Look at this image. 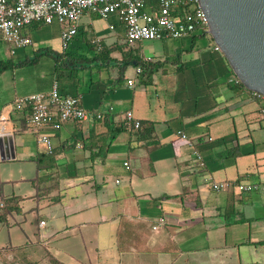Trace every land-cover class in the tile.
Here are the masks:
<instances>
[{
  "label": "crops",
  "instance_id": "obj_1",
  "mask_svg": "<svg viewBox=\"0 0 264 264\" xmlns=\"http://www.w3.org/2000/svg\"><path fill=\"white\" fill-rule=\"evenodd\" d=\"M93 18L107 23L104 32ZM22 32L36 56L19 52L18 60L0 61L9 65L0 73V117H7L0 141V264H264V96L239 81L209 35L207 45L190 44L199 37L192 35L179 38L187 44L164 39L143 56L132 50L145 41L127 45L114 15L86 12L74 37L83 36L78 55L90 62L78 68L65 52L74 37L61 51L57 22ZM95 39L100 49L120 50L95 61L86 43ZM24 48L11 47V56ZM43 50L62 58L43 61ZM124 53L158 68L147 74L134 66L133 75L129 68L121 75L114 61ZM54 86L105 118L42 128L52 142L48 153L28 128L29 110L14 103ZM127 111L138 129L126 126ZM178 131L190 145L174 149ZM211 181L233 188L214 191Z\"/></svg>",
  "mask_w": 264,
  "mask_h": 264
},
{
  "label": "built area",
  "instance_id": "obj_2",
  "mask_svg": "<svg viewBox=\"0 0 264 264\" xmlns=\"http://www.w3.org/2000/svg\"><path fill=\"white\" fill-rule=\"evenodd\" d=\"M86 12L95 13L102 19L114 15L124 26L125 41L129 46L143 41L184 38L196 31L209 35L208 22L198 0H0V35L5 43L14 48L27 47L32 41L22 32L25 26L57 22L61 27V44L65 48L75 36ZM109 28L113 30L112 25ZM92 43L96 44L97 40H92ZM213 45L216 51H220L214 41ZM136 72L140 73L141 69L137 68ZM127 84L132 86L133 81L128 80ZM253 93L263 97L257 92ZM14 108L29 110L28 128L37 134L38 145L48 153L52 151V142L48 135L39 133L42 128L59 130L68 121L83 122L93 117L97 120L103 117L102 112L85 109L80 96L59 95L55 86L47 94L36 93L16 99ZM107 111H112V107H108ZM260 114L264 117L263 108ZM124 117L128 128L136 130L140 127L131 111H127ZM6 120V116L0 117V138L5 135L3 124ZM187 144H191L188 137L178 131L172 141L174 149ZM193 156L197 162L201 161L196 150ZM209 186L214 191L233 188L228 181H211ZM253 188L247 185L236 187L239 191H252ZM3 207L4 204L0 203V211Z\"/></svg>",
  "mask_w": 264,
  "mask_h": 264
},
{
  "label": "water",
  "instance_id": "obj_3",
  "mask_svg": "<svg viewBox=\"0 0 264 264\" xmlns=\"http://www.w3.org/2000/svg\"><path fill=\"white\" fill-rule=\"evenodd\" d=\"M198 2L209 36L236 77L247 89L264 96V0Z\"/></svg>",
  "mask_w": 264,
  "mask_h": 264
},
{
  "label": "rangeland",
  "instance_id": "obj_4",
  "mask_svg": "<svg viewBox=\"0 0 264 264\" xmlns=\"http://www.w3.org/2000/svg\"><path fill=\"white\" fill-rule=\"evenodd\" d=\"M83 20L85 21V18H83ZM92 21H94V27H95L96 30L101 29L103 32L106 30L105 28L107 26V23L105 21H103V20H101L99 18H93ZM43 27L44 26H41L40 28H43ZM44 29H48V28H44ZM49 30H51V29H49ZM30 34H31V36H32L34 41H36L38 39V37L36 36L37 35L36 30L35 31H31ZM111 35H113V34L109 33L108 36L111 37ZM82 39H83V36L78 34L70 42V44L71 45L73 44V46H71L69 44V47L67 49H65L66 47L63 48V49H65V52L69 53L71 56L78 57L79 53H83L84 52V50H82L81 47L79 49L80 44L83 42ZM168 40H169V43H175V44H181V43L187 44L188 43V39H182V40L181 39H179V40L178 39H168ZM162 43L163 42H161V41H149V42L145 41L141 45L138 44L137 46H134V48H136V49H133L132 53L133 54H140V55H143V56H152V54L158 49V47H161ZM189 43L193 44V45H200V44H202V45L206 44L207 45L209 43V39L206 36H202V37H197V39H195V40H190ZM52 46H54V45H52ZM59 46L61 48V51H63V49L61 47L62 44L59 45ZM125 46L126 45H124L123 47H125ZM11 47H12L11 45L6 44L0 37V61L18 60L17 54L19 52H22L21 54H25V53L30 54L29 56L32 57V58L34 56H36V53H33L34 47H32V46L26 47V48H24L22 50H17L16 51V55L15 56H11V54H10V51H11L10 48ZM39 48H45V47L40 46ZM41 58H42L43 61H47L49 63H52V60H53L49 56H41ZM41 68L44 69L45 66H43L41 64V66H38L37 69H41ZM133 73H134V66H130L129 69H128L127 74L133 75ZM49 92H47V93H49ZM47 93H43V94H47Z\"/></svg>",
  "mask_w": 264,
  "mask_h": 264
},
{
  "label": "trees",
  "instance_id": "obj_5",
  "mask_svg": "<svg viewBox=\"0 0 264 264\" xmlns=\"http://www.w3.org/2000/svg\"><path fill=\"white\" fill-rule=\"evenodd\" d=\"M187 8V7H185ZM192 36H206L207 34L200 32V31H196L193 34H191ZM190 35V36H191ZM88 44V46L90 47V51L93 52V60L95 61H99L100 59H109V54L115 51L120 50L119 47L117 48V46L111 47V48H107V47H102V49H100L98 46L96 47L95 45L92 44V42L90 43L89 41L86 42ZM100 46V45H99ZM67 47V46H66ZM100 49V50H99ZM38 56H49L50 58H52L53 60H55L56 63H59V59L62 58V53L57 54L55 52H52L50 50H43L42 52L39 53ZM68 57V56H67ZM71 57V56H70ZM68 57L67 61L71 62V63H77L78 64V68H87V65H85L84 63L87 64V62L89 63L90 61H88L87 59H84L81 56L78 57ZM70 58V59H69ZM70 60V61H69ZM114 64L116 66H118L119 69V73L122 75L130 66H136L139 67L144 73H150L152 74L154 69L158 68V64L156 63H151L149 62L148 64H145L140 58H136L135 56L132 57L128 56L127 53H124L122 56V59L120 61H114ZM8 63L7 62H0V73L5 70L8 67ZM94 118V117H93ZM105 117L103 116L101 119H104ZM96 119V118H95Z\"/></svg>",
  "mask_w": 264,
  "mask_h": 264
}]
</instances>
